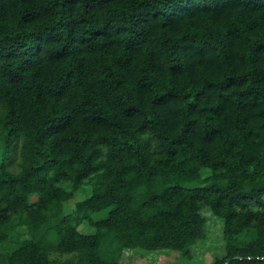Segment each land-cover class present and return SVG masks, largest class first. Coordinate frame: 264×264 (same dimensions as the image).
I'll list each match as a JSON object with an SVG mask.
<instances>
[{
	"label": "trees",
	"instance_id": "16d2710c",
	"mask_svg": "<svg viewBox=\"0 0 264 264\" xmlns=\"http://www.w3.org/2000/svg\"><path fill=\"white\" fill-rule=\"evenodd\" d=\"M203 209L264 264V0H0V264H191Z\"/></svg>",
	"mask_w": 264,
	"mask_h": 264
},
{
	"label": "rangeland",
	"instance_id": "374dc122",
	"mask_svg": "<svg viewBox=\"0 0 264 264\" xmlns=\"http://www.w3.org/2000/svg\"><path fill=\"white\" fill-rule=\"evenodd\" d=\"M17 161V158H16ZM200 214L206 221L205 239L198 242L191 249V264H211L215 258L224 255L223 243L221 241V223L216 220L207 210L203 209ZM167 253L158 251L154 253L144 252H124L119 264H164L167 260ZM51 260H56L58 264H74L71 256H64L56 259L51 255Z\"/></svg>",
	"mask_w": 264,
	"mask_h": 264
},
{
	"label": "water",
	"instance_id": "95a60500",
	"mask_svg": "<svg viewBox=\"0 0 264 264\" xmlns=\"http://www.w3.org/2000/svg\"><path fill=\"white\" fill-rule=\"evenodd\" d=\"M235 258H237V257H235Z\"/></svg>",
	"mask_w": 264,
	"mask_h": 264
}]
</instances>
